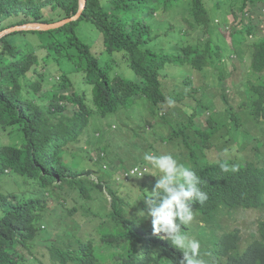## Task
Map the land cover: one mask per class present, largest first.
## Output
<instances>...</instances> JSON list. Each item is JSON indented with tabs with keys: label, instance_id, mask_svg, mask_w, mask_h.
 <instances>
[{
	"label": "trees",
	"instance_id": "1",
	"mask_svg": "<svg viewBox=\"0 0 264 264\" xmlns=\"http://www.w3.org/2000/svg\"><path fill=\"white\" fill-rule=\"evenodd\" d=\"M181 2L188 6V26L200 31L201 39L208 37L206 45L178 41L170 52L154 49L150 45L161 35L152 25L154 16ZM80 7V0H0V33L30 23H57L74 17ZM239 9L242 22L234 26L238 30L233 36L246 35L254 76L240 106L245 115L264 121V37L253 41L257 26L252 21L257 13L264 22V0H240ZM82 23L102 34L106 63L80 36ZM212 32L205 0H87L82 15L60 28L14 32L0 39V180L14 174L31 188L51 192L53 198L54 191L59 192L62 195L57 198L66 201L63 194L78 190L72 197L76 206L71 213L84 207L79 203L83 198L88 208L83 213L97 217L91 222L103 217L108 223L93 226L96 237L79 233V228L64 231L47 247L53 263L179 264L182 253L153 235L150 217L137 215L140 211L147 215L149 205L144 199L150 197L155 182L148 187L147 180L138 178L117 186L116 177L107 175L96 158L99 154L88 157L99 173L77 164L83 147L74 145L93 117L118 115L133 107L136 99H145L158 111L160 107L165 113L174 112L175 107L166 104L171 97L178 103L181 122L177 128L172 126L173 133L165 141L184 151L179 162L196 173L201 191L207 194L202 205H192L194 219L180 230L198 237L203 264H264V218L257 236L246 244L239 230L227 231L220 224L227 211L252 210L264 215V151L258 148L256 163L244 157L241 117L232 107L213 114L206 129L190 121L193 118L184 109L187 105L204 108L195 92L181 95L174 88L171 96L165 91L169 80L164 79V72L170 65L205 71L209 62H215L213 55L219 56L222 48L211 43ZM116 66L121 71L113 73ZM53 71L58 80L48 74ZM4 135L13 141L2 140ZM224 163L229 165L227 172L221 169ZM94 174L100 175L98 181ZM105 189L112 199L110 210L104 204L95 209L100 201L99 196L94 206L95 190L101 196L104 192L106 199ZM126 191L131 195L126 197ZM44 201L37 193H0V264H36L33 250L47 210ZM209 225L214 229L205 241L201 236Z\"/></svg>",
	"mask_w": 264,
	"mask_h": 264
},
{
	"label": "rangeland",
	"instance_id": "2",
	"mask_svg": "<svg viewBox=\"0 0 264 264\" xmlns=\"http://www.w3.org/2000/svg\"><path fill=\"white\" fill-rule=\"evenodd\" d=\"M182 3H179L177 8L162 12L158 11L154 16L152 25L155 33L161 34L150 45L154 49L159 50L162 48L166 52H170V46L178 41L185 45L187 43L206 45L208 37L206 36V41L203 38L201 39L199 37L201 32L190 29L188 26V20L185 19L189 16L186 12L188 6ZM205 4L212 19L213 32L209 33L211 43L218 49L222 48L219 56L213 55L216 60L215 62H209V66L205 68V71L193 69L192 67L170 65L164 72V79L169 80L164 85L167 87L165 91L171 96L173 95L172 91L175 90L174 88L181 95H187L188 91L195 92L196 97L204 101L202 104L204 108L201 105L196 106V104L195 109L190 108L188 105L184 109L189 112V118H193L190 121H195L206 129L210 128L209 120L213 114L220 115L223 110L232 107L241 117L239 122L240 131H242V137L245 139V144L242 146L245 151L241 150V152L249 161L256 163L258 148L260 147L261 151H264V121H257L251 116L245 115L240 106V103L243 102L242 97L245 89L249 90V81L254 79V76L250 73L252 54L249 41L246 39V35L233 36V33H237L238 30L234 26L239 27L243 17L239 9L240 0H205ZM252 21L257 26L255 34H253V41H257L264 37L263 18L256 13ZM224 26L226 27L225 30H223ZM170 28L172 31L169 32L170 35L166 36L165 33ZM79 32L86 43L91 45L93 52L100 56L102 63H106L102 34L88 23H82ZM119 71H121V68L116 66L113 73ZM48 74L54 80H58V73L53 71ZM130 74L134 78V72L130 71ZM130 74L127 72L126 76L130 77ZM76 76H74V79H77ZM223 96L226 98L223 99ZM177 105L176 102L174 106L175 114L174 112L165 113L160 110V107H158V111L145 99H136L133 107L129 110L122 109L118 115L93 117L87 131L81 135L80 142L74 143L75 146L83 147V155L76 157L77 164L91 168L94 163L90 162L88 157L99 154L96 158L102 161L103 170L107 175L116 177V183L114 184L117 186H120L117 183L130 181V179L123 181L124 178L121 175L125 171L138 173L137 169L133 168H146L147 171L144 175L138 178L147 180L148 187H151L156 182L157 177L154 176H157L158 173L143 160L144 154H171L179 162L184 153L183 150L176 149L175 144H168L165 141L173 133L172 126L177 128L176 124L181 122L176 112ZM2 138L8 143L13 141L5 135ZM93 168L99 173V168ZM83 177L87 178L85 175ZM99 177L98 174L93 175V178L97 181ZM135 189L138 190V187ZM11 192L27 196L37 193L45 198L44 204L47 210L43 213L41 229L33 250L34 257L38 258L33 259L36 264H55L49 258L47 247L51 245L53 239L64 231L74 230V232H77L76 229L79 228V233L85 232L92 237H96V227L93 226H98L102 221L104 224H108L104 222L107 220L105 218L103 220V217L98 219L97 222H91L97 217L94 218L93 215L83 213L88 209L83 198L79 200V203L83 204L84 207L78 206L80 210L71 213V209L76 206L72 201V197L78 194V190L63 194L64 197L68 198L67 201L59 200L57 196L62 195L59 192L54 191L53 198L51 192H47L38 186L31 188L26 185L22 177L8 174L0 180V193L9 194ZM95 192L97 195L94 206L95 202L99 201L100 196L99 204L95 206V209H99L104 204L106 209L110 210L112 199L107 190L105 189L106 199L103 198L104 192L102 193L103 196L100 195L98 190H95ZM131 193L126 191L124 195L128 197ZM263 218L264 215H261L258 211H227L222 216L220 224L227 231L239 230L243 244H246L257 236L258 224ZM213 229L214 226L212 225L205 227L204 234L201 237L207 241L211 238ZM193 238L198 239V237Z\"/></svg>",
	"mask_w": 264,
	"mask_h": 264
},
{
	"label": "clouds",
	"instance_id": "3",
	"mask_svg": "<svg viewBox=\"0 0 264 264\" xmlns=\"http://www.w3.org/2000/svg\"><path fill=\"white\" fill-rule=\"evenodd\" d=\"M175 103L171 97L166 99L169 108L174 107ZM224 155H227V149L224 150ZM143 160L150 164L158 175L154 176L157 180L150 197L144 199L149 205L147 215L140 211L138 217H150L153 235L167 240L172 247L182 253L179 264H203L199 241L180 230L181 225L186 226L194 219L192 205L194 203L202 205L207 200V194L199 187L200 178L190 167L178 162L171 154L145 153ZM133 169H137L138 173L125 171L121 175L123 181L138 179L147 171L146 168L141 167ZM221 169L227 172L229 165L221 164ZM231 170L235 171V168Z\"/></svg>",
	"mask_w": 264,
	"mask_h": 264
},
{
	"label": "water",
	"instance_id": "4",
	"mask_svg": "<svg viewBox=\"0 0 264 264\" xmlns=\"http://www.w3.org/2000/svg\"><path fill=\"white\" fill-rule=\"evenodd\" d=\"M80 2H81L80 10L72 18H68V19L59 21L57 23H51V24L30 23V24H26L23 26H15V27L9 28V29L5 30L4 32L0 33V38L7 35V34L14 33V32H22V31H44V32H46L49 30H54V29L60 28V27L64 26L65 24H67L71 21L77 20L82 15V13L86 7L87 0H80Z\"/></svg>",
	"mask_w": 264,
	"mask_h": 264
}]
</instances>
